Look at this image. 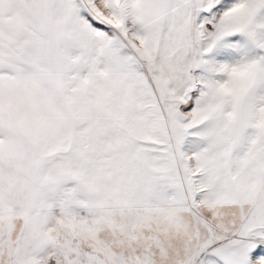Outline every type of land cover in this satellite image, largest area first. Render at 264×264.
I'll use <instances>...</instances> for the list:
<instances>
[{
    "label": "snow or ice",
    "instance_id": "6c2138e0",
    "mask_svg": "<svg viewBox=\"0 0 264 264\" xmlns=\"http://www.w3.org/2000/svg\"><path fill=\"white\" fill-rule=\"evenodd\" d=\"M0 264H264V0H0Z\"/></svg>",
    "mask_w": 264,
    "mask_h": 264
}]
</instances>
